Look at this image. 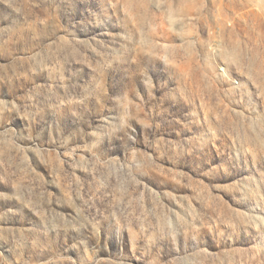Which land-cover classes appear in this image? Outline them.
Returning a JSON list of instances; mask_svg holds the SVG:
<instances>
[{"label": "rangeland", "instance_id": "1", "mask_svg": "<svg viewBox=\"0 0 264 264\" xmlns=\"http://www.w3.org/2000/svg\"><path fill=\"white\" fill-rule=\"evenodd\" d=\"M0 264H264V0H0Z\"/></svg>", "mask_w": 264, "mask_h": 264}]
</instances>
